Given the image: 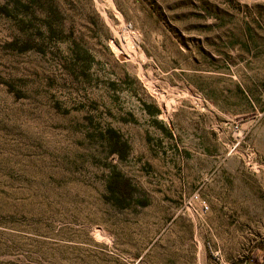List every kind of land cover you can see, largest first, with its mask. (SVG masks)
Listing matches in <instances>:
<instances>
[{
    "label": "rangeland",
    "instance_id": "374dc122",
    "mask_svg": "<svg viewBox=\"0 0 264 264\" xmlns=\"http://www.w3.org/2000/svg\"><path fill=\"white\" fill-rule=\"evenodd\" d=\"M247 260L264 0H0V264Z\"/></svg>",
    "mask_w": 264,
    "mask_h": 264
},
{
    "label": "trees",
    "instance_id": "16d2710c",
    "mask_svg": "<svg viewBox=\"0 0 264 264\" xmlns=\"http://www.w3.org/2000/svg\"><path fill=\"white\" fill-rule=\"evenodd\" d=\"M113 183L121 185V194L124 196L127 193L129 183L127 180H122L121 182L113 180Z\"/></svg>",
    "mask_w": 264,
    "mask_h": 264
},
{
    "label": "built area",
    "instance_id": "2783aa9c",
    "mask_svg": "<svg viewBox=\"0 0 264 264\" xmlns=\"http://www.w3.org/2000/svg\"><path fill=\"white\" fill-rule=\"evenodd\" d=\"M243 264H251V262L247 260Z\"/></svg>",
    "mask_w": 264,
    "mask_h": 264
}]
</instances>
